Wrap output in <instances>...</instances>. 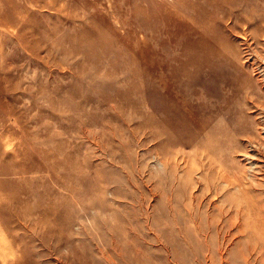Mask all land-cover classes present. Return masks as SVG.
<instances>
[{
  "label": "rangeland",
  "instance_id": "obj_1",
  "mask_svg": "<svg viewBox=\"0 0 264 264\" xmlns=\"http://www.w3.org/2000/svg\"><path fill=\"white\" fill-rule=\"evenodd\" d=\"M251 203L264 0H0V264H264Z\"/></svg>",
  "mask_w": 264,
  "mask_h": 264
},
{
  "label": "bare ground",
  "instance_id": "obj_2",
  "mask_svg": "<svg viewBox=\"0 0 264 264\" xmlns=\"http://www.w3.org/2000/svg\"><path fill=\"white\" fill-rule=\"evenodd\" d=\"M217 86V85H216ZM215 88V87H214ZM213 89V88H212ZM211 89V90H212ZM214 90V89H213ZM215 91V90H214ZM261 108V107H260ZM248 157H251L248 156ZM254 157V156H253ZM251 157V158H253ZM248 160V159H247ZM253 166V165H251ZM250 166V167H251ZM248 167V165L246 166ZM256 167V166H255ZM224 173V171H223ZM241 176H239L238 178H240ZM234 178V177H233ZM236 178V177H235ZM241 179V178H240ZM243 179V178H242ZM240 182V181H239ZM242 183V182H241ZM243 184V183H242ZM239 189V188H238ZM252 204V203H251ZM253 206V208H252ZM251 208H249L251 210V212L253 213V219H251V223L253 225V231L255 232L257 237H261L264 238V208H260L255 206L254 204H252Z\"/></svg>",
  "mask_w": 264,
  "mask_h": 264
}]
</instances>
